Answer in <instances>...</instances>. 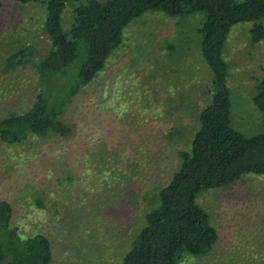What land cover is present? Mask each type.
<instances>
[{
  "label": "rangeland",
  "instance_id": "374dc122",
  "mask_svg": "<svg viewBox=\"0 0 264 264\" xmlns=\"http://www.w3.org/2000/svg\"><path fill=\"white\" fill-rule=\"evenodd\" d=\"M0 2L2 118L30 107L39 86L34 64L3 73L6 57L28 42L42 57L50 40L42 30L41 4ZM202 17L141 14L72 100L64 116L73 127L70 136L0 141V199L11 203L12 224L21 235L50 239L49 264H121L158 189L176 168L178 150L189 149L197 114L208 101L210 72L197 31ZM71 18L67 7L65 28ZM251 27L232 26L223 51L232 121L245 134L262 125L252 97L264 75V36L252 42ZM196 201L218 239L208 254L184 255L177 264H264V174L247 173L203 190Z\"/></svg>",
  "mask_w": 264,
  "mask_h": 264
},
{
  "label": "trees",
  "instance_id": "16d2710c",
  "mask_svg": "<svg viewBox=\"0 0 264 264\" xmlns=\"http://www.w3.org/2000/svg\"><path fill=\"white\" fill-rule=\"evenodd\" d=\"M15 1L43 6L42 30L50 47L39 57L35 44L23 43L5 59L3 73L34 64L39 84L30 107L0 118V141L8 144L70 136L73 127L64 116L72 100L104 68L133 19L149 11L170 17L203 14L197 31L200 55L210 72L208 101L197 114L189 149L178 150V164L158 189L156 204L145 212L121 264H177L184 255L208 254L218 234L208 212L196 201L198 194L247 173L264 174V75L252 97L262 125L245 134L232 121L233 95L223 55L227 36L237 23L251 22L252 42L264 36V0ZM67 7L72 18L65 28ZM13 215L11 203L0 199V264H49L50 239L42 233L21 235L12 224Z\"/></svg>",
  "mask_w": 264,
  "mask_h": 264
}]
</instances>
